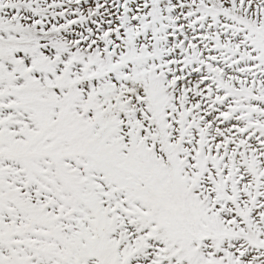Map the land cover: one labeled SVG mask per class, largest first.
Here are the masks:
<instances>
[{
    "label": "snow or ice",
    "instance_id": "obj_1",
    "mask_svg": "<svg viewBox=\"0 0 264 264\" xmlns=\"http://www.w3.org/2000/svg\"><path fill=\"white\" fill-rule=\"evenodd\" d=\"M0 264H264V0H0Z\"/></svg>",
    "mask_w": 264,
    "mask_h": 264
}]
</instances>
